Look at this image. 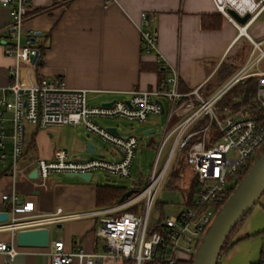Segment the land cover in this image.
Returning a JSON list of instances; mask_svg holds the SVG:
<instances>
[{
    "label": "built area",
    "instance_id": "2783aa9c",
    "mask_svg": "<svg viewBox=\"0 0 264 264\" xmlns=\"http://www.w3.org/2000/svg\"><path fill=\"white\" fill-rule=\"evenodd\" d=\"M213 2L218 14L237 29L236 42L244 38L251 49L239 69L209 95L204 93L206 84L181 93L177 69L167 66H164L166 77L157 88L133 91L130 98L115 100L110 106H91L86 90L69 89L60 78H43L33 85L18 80L0 95V166L8 164L12 176L19 172L28 126L45 131L52 127L83 126L111 145L117 155L112 159L80 160L67 150H60L52 160L35 161L37 179L43 182L55 175L93 176L95 172H102L108 178H130L138 154V137L122 135L118 130L117 134L113 133L97 120L124 118L147 123L152 115L167 116L145 185L133 189L136 192L123 203L89 213L99 218L96 237L124 264H179L194 259L220 213L212 203L228 186L229 176L264 150V38L254 40L248 31L264 14V0ZM0 4L11 14L5 53L34 66L40 57L35 60L38 50L22 44L31 0H0ZM231 12L240 17L249 15V19L241 24ZM139 29L143 51H156L158 37L151 27L149 14H142ZM251 78L256 79V91L247 104L237 108L222 104L232 89ZM172 121L174 124L170 127ZM182 161L196 179V193L190 204L185 199L179 212L160 215L154 221L156 230L149 233L156 194ZM3 201L9 205L6 211L9 220L0 224V231L17 234L82 217L65 214L62 208L44 214L33 201L19 202L16 196L5 195ZM48 248L51 264H99L105 257L86 252L82 246L67 252L62 240L49 244ZM0 253L10 264L18 252L14 244L0 242ZM257 264H264V250Z\"/></svg>",
    "mask_w": 264,
    "mask_h": 264
},
{
    "label": "crops",
    "instance_id": "0c3cea01",
    "mask_svg": "<svg viewBox=\"0 0 264 264\" xmlns=\"http://www.w3.org/2000/svg\"><path fill=\"white\" fill-rule=\"evenodd\" d=\"M144 13L149 14L151 27L157 32V49L152 53L144 52L141 46L139 26ZM215 17L221 18L220 27L205 29L203 20ZM10 24V10L0 4V95L18 80L33 85L43 78H60L69 89L86 90L91 106L126 100L133 91L157 88L166 77L164 66L177 69L181 93L206 84L204 93L209 95L245 62L248 54L240 63L239 54L250 51L246 39L236 42L237 29L218 14L213 0H31L22 44L39 51L34 66L5 53L3 42ZM253 34V39L259 41L264 38V29H255ZM66 127L46 131L27 127L19 172L12 176L8 164L0 166V212L9 210L3 201V196L8 195L16 196L19 202L33 201L44 214L62 208L65 214L82 215L48 225L50 244L62 240L67 252L82 246L86 252L105 256L99 264H124L95 235L99 218L89 213L103 207L97 205L100 185L93 182L94 175L89 182L65 175L70 180H63L62 175L45 182L31 177L39 158L52 160L58 151L67 150L80 159L78 154L98 151L91 143L88 144L94 152L87 151L88 145L85 151L81 143L74 151L57 147L52 140L57 129ZM108 129L120 131L119 126L108 125ZM155 132L150 129L145 134ZM7 152H11L10 145ZM109 155L110 159L117 157L114 150ZM88 159L98 158L80 160ZM0 242L14 244L18 252L10 264H51L48 247H20L13 231H0ZM0 264H7V257L1 253Z\"/></svg>",
    "mask_w": 264,
    "mask_h": 264
},
{
    "label": "rangeland",
    "instance_id": "374dc122",
    "mask_svg": "<svg viewBox=\"0 0 264 264\" xmlns=\"http://www.w3.org/2000/svg\"><path fill=\"white\" fill-rule=\"evenodd\" d=\"M264 14L258 19L248 30L253 37L255 29L263 30ZM256 39V38H254ZM250 50V44H247ZM249 53L248 49L243 50L237 60L243 62L246 55ZM241 60V61H240ZM98 123L108 128V125L119 126V132L122 135H135L139 139L138 154L132 169V176L127 179L106 177L102 172H95L93 182L99 185H113L116 187L131 189L136 186H144L152 169V165L156 156V148L161 141L162 131L167 123V116L152 115L147 123H138L128 121L124 118L115 119H98ZM156 125V132L154 134H145L148 130L154 129ZM174 124L171 122L170 127ZM52 143L57 144V147L67 148L74 151L78 144L81 143L86 151V146L91 143L97 148L95 154H78L81 158H104L110 159L109 152L113 150L112 146L104 142L99 136L87 131L83 126H68L66 128L57 129ZM152 143L147 146L150 142ZM76 152V151H75ZM186 178L184 182L188 185L192 176L190 170L185 168ZM63 180H70L65 176H61ZM170 176H167L156 194V205L151 214V222L149 226V233L156 230L154 221L160 215H174L179 212L185 204V193L168 188V181ZM76 180V179H71ZM264 231V194L252 206L249 213L240 222L237 231L230 238V243L235 244L229 251L223 253L219 258V264H255L260 261L262 252L264 250V238L257 233Z\"/></svg>",
    "mask_w": 264,
    "mask_h": 264
},
{
    "label": "water",
    "instance_id": "95a60500",
    "mask_svg": "<svg viewBox=\"0 0 264 264\" xmlns=\"http://www.w3.org/2000/svg\"><path fill=\"white\" fill-rule=\"evenodd\" d=\"M232 16L241 24H244L249 19V15L240 17L236 13L231 12ZM5 41L3 42V44ZM39 56V51L36 52L35 60ZM41 63V61H40ZM115 102L104 104L110 106ZM113 133H118L115 129H110ZM88 152H94L92 145L88 144ZM37 170H34L31 177L37 179ZM67 177H78L89 182L92 178L91 174H68ZM136 190H128L125 192L119 203H123ZM264 193V150L258 156V159L249 170L246 177L239 184L236 191L228 199L219 215L212 224L206 238L194 258L193 264H217L219 262L220 253L223 245L233 232L234 228L245 218L252 206ZM9 220V214L6 211L0 212V224L6 223ZM51 231L48 228L35 230L19 231L17 233V244L20 247L47 248L50 244Z\"/></svg>",
    "mask_w": 264,
    "mask_h": 264
},
{
    "label": "trees",
    "instance_id": "16d2710c",
    "mask_svg": "<svg viewBox=\"0 0 264 264\" xmlns=\"http://www.w3.org/2000/svg\"><path fill=\"white\" fill-rule=\"evenodd\" d=\"M221 18L215 17L212 19H204L203 27L205 29H217L220 27ZM41 55L43 51L40 49ZM256 91V79L251 78L246 81L244 84L237 85L231 92L223 99V105H232V107L237 108L240 105L247 104L253 94ZM237 100L236 103H234ZM257 158H252L248 160L247 163L243 164L236 172L231 174L228 179V186L220 193L218 199L212 203L215 207L216 211L219 212L222 210L228 199L233 195L236 191L239 184L243 181V179L248 174L249 170L256 162ZM186 165L184 161L180 163L179 168L170 175V179L168 181V188L179 190L185 193L186 204H190L194 194L196 193V179L191 177V182L187 185L184 180L186 175L184 173ZM141 186V185H139ZM127 191V189L116 187L113 185H100L97 187V205L99 207H110L119 203L121 196ZM264 194V193H263ZM240 224V223H239ZM239 224L234 228L233 232L230 234L229 238L225 242L222 247L220 256L223 253H226L231 249L235 244L230 243V238L234 235L235 231ZM264 238V231L257 233ZM194 259L189 260L188 262H181L179 264H193ZM219 264V262L217 263Z\"/></svg>",
    "mask_w": 264,
    "mask_h": 264
}]
</instances>
